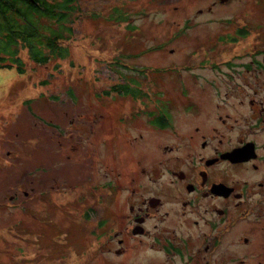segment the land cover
Returning <instances> with one entry per match:
<instances>
[{"label": "flooded vegetation", "instance_id": "af4514ba", "mask_svg": "<svg viewBox=\"0 0 264 264\" xmlns=\"http://www.w3.org/2000/svg\"><path fill=\"white\" fill-rule=\"evenodd\" d=\"M254 14L238 30L218 18L199 34L175 20L176 45L155 46L157 66L76 112L70 138L133 157L104 184L116 213L95 231L102 264H132L140 251L144 264H264V24Z\"/></svg>", "mask_w": 264, "mask_h": 264}, {"label": "rangeland", "instance_id": "374dc122", "mask_svg": "<svg viewBox=\"0 0 264 264\" xmlns=\"http://www.w3.org/2000/svg\"><path fill=\"white\" fill-rule=\"evenodd\" d=\"M215 1L83 0L76 35L65 43L69 58L40 65L23 50L24 73L0 65V264H102L95 231L116 213L106 207L104 184L133 157L122 163L117 143L107 151L101 139L70 138L71 122L94 104L93 94L157 66L155 46L176 45L175 20L191 19V33L199 34L247 10L227 22L238 30L255 13L264 24V0H234L209 11ZM146 254H134L132 264H144Z\"/></svg>", "mask_w": 264, "mask_h": 264}, {"label": "trees", "instance_id": "16d2710c", "mask_svg": "<svg viewBox=\"0 0 264 264\" xmlns=\"http://www.w3.org/2000/svg\"><path fill=\"white\" fill-rule=\"evenodd\" d=\"M82 1L0 0V65L9 62L24 73L23 50L40 65L69 58L65 43L76 35Z\"/></svg>", "mask_w": 264, "mask_h": 264}, {"label": "water", "instance_id": "95a60500", "mask_svg": "<svg viewBox=\"0 0 264 264\" xmlns=\"http://www.w3.org/2000/svg\"><path fill=\"white\" fill-rule=\"evenodd\" d=\"M223 1H226V0H223Z\"/></svg>", "mask_w": 264, "mask_h": 264}]
</instances>
